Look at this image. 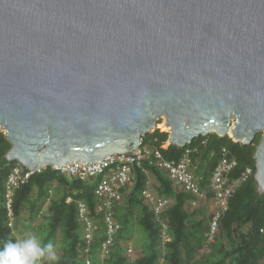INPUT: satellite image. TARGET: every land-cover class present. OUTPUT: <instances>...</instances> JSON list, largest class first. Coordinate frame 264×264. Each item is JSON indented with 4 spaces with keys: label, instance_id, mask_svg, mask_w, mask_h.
Masks as SVG:
<instances>
[{
    "label": "water",
    "instance_id": "water-1",
    "mask_svg": "<svg viewBox=\"0 0 264 264\" xmlns=\"http://www.w3.org/2000/svg\"><path fill=\"white\" fill-rule=\"evenodd\" d=\"M161 120L182 149L261 135L264 195V0H0L8 161L37 172L130 154Z\"/></svg>",
    "mask_w": 264,
    "mask_h": 264
},
{
    "label": "trees",
    "instance_id": "trees-1",
    "mask_svg": "<svg viewBox=\"0 0 264 264\" xmlns=\"http://www.w3.org/2000/svg\"><path fill=\"white\" fill-rule=\"evenodd\" d=\"M168 140L169 134L160 130L143 138L144 145L159 149L164 159L169 161L179 162L190 151L191 171L202 179L200 188L207 194L205 200L213 198L209 187L223 148L228 149L238 162L232 179L238 178L246 168H251L253 174L230 201L228 213L220 223L215 242L211 244L207 238L211 217L203 209L192 206L195 197L175 188L166 171L150 162H144L141 168L135 169L134 185L123 191L122 202L114 206L115 219L121 229L116 236V246L104 263L264 264V195H260L255 179V153L261 135L250 146L236 143L228 136L219 137L217 134L200 137L186 149L173 145L165 148ZM11 148L6 135L0 131V245L5 241L16 240L14 230L8 226L5 207L6 182L13 168L18 165L17 162L6 159ZM95 183L68 179L55 172L52 167H47L34 173L28 183L15 192V226L28 209L31 214L27 220L34 221L37 216H42L46 207L45 222L39 228L46 226L48 229L42 244L51 241L55 246L59 245L60 256L53 264H84L87 257L84 250V226L79 220L77 202H85L92 215H95L98 205L94 193ZM149 183L153 193L171 200V207L161 219L168 226L167 241H163L162 224L157 221L151 206L142 196ZM56 186L64 193L54 199L51 192ZM69 199L73 201L70 202ZM95 218L98 232L88 255L93 264H100L97 249L106 236L102 215L98 214ZM136 227L145 232L148 244L137 250L133 247L134 258L131 259L121 243L132 245ZM39 228L33 224L28 229L36 231Z\"/></svg>",
    "mask_w": 264,
    "mask_h": 264
},
{
    "label": "built area",
    "instance_id": "built-area-1",
    "mask_svg": "<svg viewBox=\"0 0 264 264\" xmlns=\"http://www.w3.org/2000/svg\"><path fill=\"white\" fill-rule=\"evenodd\" d=\"M190 155L191 152L187 151L179 162L169 161L164 159L159 149L144 145L143 139H141L137 149L130 154L111 156L94 163L74 162L64 166L52 167L55 172L68 179H78L85 183L96 182L94 193L98 205L95 208V215H92L85 202H77L79 220L84 226L83 239L86 245L84 250L87 254L84 264H93L88 254L92 250L98 232L97 219L95 218L98 214L102 215L106 236L97 249L99 263L105 264L104 262L111 256L117 243L116 236L121 229L120 224L115 219L114 206L122 202L123 191L134 185L135 169L141 168L144 162H150L151 165L153 164L166 171L175 188L192 194L195 197L192 206L195 207L198 202L206 199L207 194L202 192L200 188L201 177H197L191 171ZM237 166L236 158L228 149L223 148L209 187L214 200L211 226L207 234L208 241L211 244L215 242L220 223L228 213L230 201L241 185L247 182L253 174L251 168H246L238 178L232 179L231 176ZM41 170L37 172L39 173ZM34 173L36 172H32L18 164L8 176L5 187V207L8 226L11 229L15 227L13 211L15 192L28 183ZM142 196L146 203L151 206L157 221L162 224L163 241L169 240L168 226L162 223L161 219L171 207V200L153 193L150 183L148 188L143 191ZM69 201L72 202L73 200L69 199ZM121 245L125 249L126 255L133 259V246L124 243H121Z\"/></svg>",
    "mask_w": 264,
    "mask_h": 264
},
{
    "label": "clouds",
    "instance_id": "clouds-1",
    "mask_svg": "<svg viewBox=\"0 0 264 264\" xmlns=\"http://www.w3.org/2000/svg\"><path fill=\"white\" fill-rule=\"evenodd\" d=\"M57 259L54 243L42 244L37 235L5 241L0 245V264H53Z\"/></svg>",
    "mask_w": 264,
    "mask_h": 264
},
{
    "label": "rangeland",
    "instance_id": "rangeland-1",
    "mask_svg": "<svg viewBox=\"0 0 264 264\" xmlns=\"http://www.w3.org/2000/svg\"><path fill=\"white\" fill-rule=\"evenodd\" d=\"M161 124H165V121L164 120L159 121V125H161ZM169 130L170 129H166V128L165 129H160L161 132H165V133H168V134H169ZM168 146H169V144L167 143L165 145V148H167ZM52 190H53V192H52L51 195H52V198H54V199L61 197L63 195V193H64L61 190V188H59L57 186L55 188H53ZM30 212H31V210L28 209L27 212L24 213L23 218L19 221V224L14 227V229H13L14 230V235L16 237V240L17 239H23V238H25L28 235H37L38 237L41 238V242H42L43 239L48 234V229H47L46 226L39 228L45 222L44 215L45 216L47 215L46 207H45V210L42 213V216H37L36 219H34V221L27 220L29 218L30 214H31ZM33 224H36L37 228H39V229H37L36 231H32L31 229H28L29 226L33 225ZM135 230L136 231H135V234H134V239H133L132 245H133L135 250L144 248L148 244L147 236H146L145 232L141 228L136 227ZM58 248H59V245L56 246L57 257L60 256V253L58 252ZM44 264H48V262L45 261Z\"/></svg>",
    "mask_w": 264,
    "mask_h": 264
},
{
    "label": "crops",
    "instance_id": "crops-1",
    "mask_svg": "<svg viewBox=\"0 0 264 264\" xmlns=\"http://www.w3.org/2000/svg\"><path fill=\"white\" fill-rule=\"evenodd\" d=\"M195 209H203V211L207 212V215L211 217V213L214 209V200L213 198H209V200H203L202 202H199Z\"/></svg>",
    "mask_w": 264,
    "mask_h": 264
},
{
    "label": "bare ground",
    "instance_id": "bare-ground-1",
    "mask_svg": "<svg viewBox=\"0 0 264 264\" xmlns=\"http://www.w3.org/2000/svg\"><path fill=\"white\" fill-rule=\"evenodd\" d=\"M163 119H165V118H163ZM158 128H160V129H165V128L166 129H170V127L166 124V122H165V124H161V125L158 124ZM228 133L232 136L231 129L228 130Z\"/></svg>",
    "mask_w": 264,
    "mask_h": 264
}]
</instances>
